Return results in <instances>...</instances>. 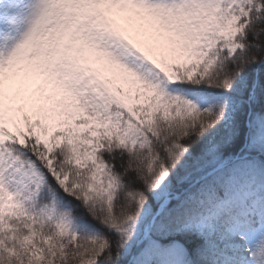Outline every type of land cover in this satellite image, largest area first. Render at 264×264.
Instances as JSON below:
<instances>
[{"label":"snow or ice","instance_id":"6c2138e0","mask_svg":"<svg viewBox=\"0 0 264 264\" xmlns=\"http://www.w3.org/2000/svg\"><path fill=\"white\" fill-rule=\"evenodd\" d=\"M0 264H264V0H0Z\"/></svg>","mask_w":264,"mask_h":264}]
</instances>
